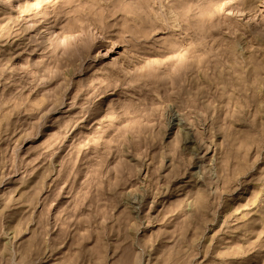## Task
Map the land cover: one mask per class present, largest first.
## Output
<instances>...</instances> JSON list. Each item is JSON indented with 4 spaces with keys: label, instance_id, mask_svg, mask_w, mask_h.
<instances>
[{
    "label": "rangeland",
    "instance_id": "374dc122",
    "mask_svg": "<svg viewBox=\"0 0 264 264\" xmlns=\"http://www.w3.org/2000/svg\"><path fill=\"white\" fill-rule=\"evenodd\" d=\"M0 264H264V0H0Z\"/></svg>",
    "mask_w": 264,
    "mask_h": 264
}]
</instances>
